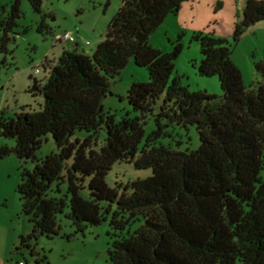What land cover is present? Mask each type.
Returning a JSON list of instances; mask_svg holds the SVG:
<instances>
[{
    "label": "trees",
    "instance_id": "16d2710c",
    "mask_svg": "<svg viewBox=\"0 0 264 264\" xmlns=\"http://www.w3.org/2000/svg\"><path fill=\"white\" fill-rule=\"evenodd\" d=\"M28 1L40 12L42 0ZM186 1L122 0L91 54L65 49L54 65L48 64L45 81L31 88L44 97L39 111L21 108L13 117L0 116V135L15 142L0 145V159L13 153L35 161L32 170H21L17 185L21 211L33 232L56 234L55 216L68 206L65 215L75 232L108 215L118 232L142 218L128 236L115 234L107 264H264V178L259 175L264 165V62L254 63L261 80L245 86L227 41L199 34L197 71L217 76L222 94L189 90L173 75L179 45L163 53L149 44L150 35ZM19 16L15 0L0 21L1 51L8 42L4 34L13 30ZM258 21H264V0H244L234 40ZM131 59L147 68L149 80L131 83L126 98L135 114L116 120L99 107V100L110 93L109 80ZM149 116L155 128L145 136ZM170 125H195L199 147L180 150L156 144L169 135ZM101 129L106 135L96 149ZM77 130L86 136L72 138ZM49 133L58 151L38 159L35 151ZM117 161L152 173L119 192L120 184L111 187L105 181ZM86 179L89 199L81 194ZM63 182L68 202L66 195L47 196L53 183Z\"/></svg>",
    "mask_w": 264,
    "mask_h": 264
},
{
    "label": "rangeland",
    "instance_id": "374dc122",
    "mask_svg": "<svg viewBox=\"0 0 264 264\" xmlns=\"http://www.w3.org/2000/svg\"><path fill=\"white\" fill-rule=\"evenodd\" d=\"M15 0H0V21L9 13ZM193 1V2H192ZM122 0H42L40 12L32 9L28 0H19L20 16L16 25L8 34L5 50H0V116L13 117L24 108L26 111H39L44 102L40 93L31 91L35 82L42 84L49 74V61L57 60L64 44L54 43L55 35L65 31H77L75 35L85 45V53L91 54L116 12ZM186 13H171L150 35L149 44L163 53L172 52L177 45L180 51L174 59L173 75L179 76L181 83L191 91L205 90L209 94L221 95L222 90L217 76H202L197 71L201 60V46L195 37L212 33L223 38L231 48V59L242 73L245 86L257 84L261 80L256 73L254 63L264 62V21L249 26L234 40L235 25L242 20L244 0H190L182 5H191ZM197 3V4H196ZM190 7V6H189ZM179 11V10H178ZM177 11V12H178ZM43 26L39 30V26ZM3 31L0 26V37ZM79 51V50H78ZM48 61V62H47ZM38 70V71H37ZM149 80L147 68L138 66L131 59L120 73L110 79V93L103 101L104 112L115 115L120 120L126 113L133 116L126 98L132 82ZM162 96L156 101L154 110H158ZM155 128L153 116L146 119L145 136ZM168 136L161 137L156 144L178 147L180 150H195L200 145L195 125L186 128L170 125L166 128ZM84 130H77L72 138L83 139ZM103 129L98 131L96 149L105 138ZM177 142H180L177 145ZM14 139L0 135V145L14 146ZM141 146V145H140ZM57 146L49 133L42 138L35 151L38 159L51 152H57ZM264 156V152H263ZM35 161L22 160L11 153L0 159V264H12L22 260L26 264H107L108 249L115 234L123 236L133 233L142 223V218L134 219L124 231L118 232L109 225L111 216L96 225H88L83 232H75L71 220L65 215L69 208L55 216L57 233L47 235L33 232L29 217L21 211V201L17 193L23 168L32 170ZM152 173L150 168L136 169L133 162H115L105 176L106 183L114 187L120 184L119 192L131 181L145 178ZM264 178V165L260 171ZM85 187L81 194L89 199L90 193ZM67 196V185L53 183L47 196ZM67 202L69 196H67ZM107 206L106 202H101ZM116 209L111 206V212Z\"/></svg>",
    "mask_w": 264,
    "mask_h": 264
},
{
    "label": "built area",
    "instance_id": "2783aa9c",
    "mask_svg": "<svg viewBox=\"0 0 264 264\" xmlns=\"http://www.w3.org/2000/svg\"><path fill=\"white\" fill-rule=\"evenodd\" d=\"M75 33H77V31H65L61 34H58V35H55L53 36L54 37V43L56 42H60V41H63V42H67V43H72V44H75L77 43V41L80 40L79 37H77V35H75ZM82 44L85 46V45H89V41L88 40H85L84 42H82ZM38 71V70H37ZM12 264H26L24 261L22 260H18V261H15L13 262Z\"/></svg>",
    "mask_w": 264,
    "mask_h": 264
},
{
    "label": "crops",
    "instance_id": "0c3cea01",
    "mask_svg": "<svg viewBox=\"0 0 264 264\" xmlns=\"http://www.w3.org/2000/svg\"><path fill=\"white\" fill-rule=\"evenodd\" d=\"M193 2V1H192ZM192 2H190V4L191 5H186V7L185 6H183L182 4H181V6H180V8H179V11L178 12H176V14H180V13H182V12H184V13H186L187 12V10L189 11V9L188 8H190L191 10H193L194 8H193V3ZM197 4V3H196ZM190 6V7H189ZM182 11V12H181ZM106 32V31H105ZM104 35H105V33H104ZM104 35L101 37V38H98L96 41L97 42H99V41H101L103 38H104ZM72 46H73V49L75 48V49H77V50H79V51H85V46L82 44V41L81 40H79V41H77V43H75V44H71ZM69 46L70 45H68V44H63L62 46H61V53L63 52V50H65V49H70L69 48ZM61 53L59 54V56L61 55ZM57 60H50L48 63L50 64V65H54L55 64V62H56Z\"/></svg>",
    "mask_w": 264,
    "mask_h": 264
},
{
    "label": "water",
    "instance_id": "95a60500",
    "mask_svg": "<svg viewBox=\"0 0 264 264\" xmlns=\"http://www.w3.org/2000/svg\"><path fill=\"white\" fill-rule=\"evenodd\" d=\"M105 97H106L105 95L100 97V100H99V107L100 108H102V104H103V101H104Z\"/></svg>",
    "mask_w": 264,
    "mask_h": 264
}]
</instances>
